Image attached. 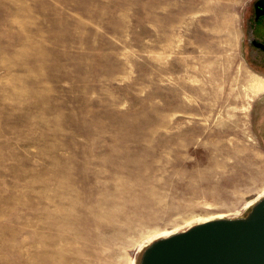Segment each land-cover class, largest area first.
<instances>
[{"label":"rangeland","instance_id":"1","mask_svg":"<svg viewBox=\"0 0 264 264\" xmlns=\"http://www.w3.org/2000/svg\"><path fill=\"white\" fill-rule=\"evenodd\" d=\"M257 1L0 0V264H140L250 214Z\"/></svg>","mask_w":264,"mask_h":264},{"label":"water","instance_id":"2","mask_svg":"<svg viewBox=\"0 0 264 264\" xmlns=\"http://www.w3.org/2000/svg\"><path fill=\"white\" fill-rule=\"evenodd\" d=\"M255 6L259 12L264 0ZM140 264H264V198L246 218L211 220L155 241Z\"/></svg>","mask_w":264,"mask_h":264},{"label":"flooded vegetation","instance_id":"3","mask_svg":"<svg viewBox=\"0 0 264 264\" xmlns=\"http://www.w3.org/2000/svg\"><path fill=\"white\" fill-rule=\"evenodd\" d=\"M256 2L253 5V17L251 18V29L248 30L249 46L257 51L261 57L258 60L264 70V7L257 12Z\"/></svg>","mask_w":264,"mask_h":264},{"label":"bare ground","instance_id":"4","mask_svg":"<svg viewBox=\"0 0 264 264\" xmlns=\"http://www.w3.org/2000/svg\"><path fill=\"white\" fill-rule=\"evenodd\" d=\"M258 82H259V81H258ZM263 88H264V82H259V83L256 85V88H255V89H256V90H257V89H258V90H261V89H263ZM262 198H264V193L256 199V201L252 204V207H254L255 204H256L257 202H259ZM216 219H223V217H219V218H216ZM216 219H206V220L202 221V222L199 223V224H202V223H204V222H208V221H211V220H216ZM176 233H177V232H173V233L166 234V235H164V237H162V238H167V237L172 236V235H174V234H176Z\"/></svg>","mask_w":264,"mask_h":264}]
</instances>
